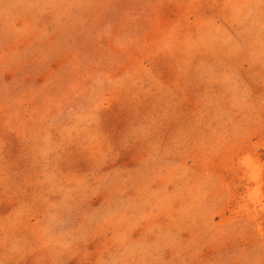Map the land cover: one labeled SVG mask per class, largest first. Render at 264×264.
Returning a JSON list of instances; mask_svg holds the SVG:
<instances>
[{"label": "clouds", "instance_id": "1", "mask_svg": "<svg viewBox=\"0 0 264 264\" xmlns=\"http://www.w3.org/2000/svg\"><path fill=\"white\" fill-rule=\"evenodd\" d=\"M257 188L264 0H0V264H264Z\"/></svg>", "mask_w": 264, "mask_h": 264}, {"label": "rangeland", "instance_id": "2", "mask_svg": "<svg viewBox=\"0 0 264 264\" xmlns=\"http://www.w3.org/2000/svg\"><path fill=\"white\" fill-rule=\"evenodd\" d=\"M122 122L123 115L118 110H114L109 116L108 126L115 133L121 127ZM261 195H264V190L257 188L251 193V199L259 203ZM254 211L256 212V215H259V209H254Z\"/></svg>", "mask_w": 264, "mask_h": 264}]
</instances>
